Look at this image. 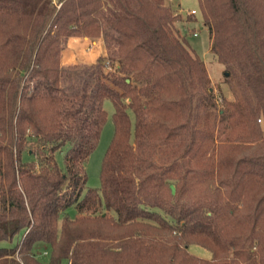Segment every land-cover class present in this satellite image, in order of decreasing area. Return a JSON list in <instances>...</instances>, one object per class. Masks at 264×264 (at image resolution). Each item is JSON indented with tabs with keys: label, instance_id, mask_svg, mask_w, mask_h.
Wrapping results in <instances>:
<instances>
[{
	"label": "trees",
	"instance_id": "1",
	"mask_svg": "<svg viewBox=\"0 0 264 264\" xmlns=\"http://www.w3.org/2000/svg\"><path fill=\"white\" fill-rule=\"evenodd\" d=\"M169 1L0 0V264H264V0H196L230 98Z\"/></svg>",
	"mask_w": 264,
	"mask_h": 264
},
{
	"label": "rangeland",
	"instance_id": "2",
	"mask_svg": "<svg viewBox=\"0 0 264 264\" xmlns=\"http://www.w3.org/2000/svg\"><path fill=\"white\" fill-rule=\"evenodd\" d=\"M170 2L169 0H167ZM172 5L176 8H179L182 14L188 13L190 9H195L197 20L193 22H179L177 23V27L179 28L180 34H187V40L189 44L193 47L195 52L199 55L201 59L204 60L209 77H210V86L216 94L218 91L225 94L227 97H231L229 89L227 85L223 82V65L216 59L215 55L209 50V37L208 31L203 25L199 13L197 12V1L196 0H171ZM194 31V33H191ZM88 38V37H87ZM79 43L76 46H71L67 49V43L62 50L61 54V64L63 66H70L73 64H84V63H92L96 60V52H103V55L106 54V49L104 47L103 41L101 37L89 38L83 40L80 36ZM65 52H68L70 55L71 63L64 64V55ZM66 55H68L66 53ZM110 66H106V70H110ZM112 70V69H111ZM103 108L106 111V120L102 127V130L99 135V139L97 145L93 149V151L89 154L86 162H85V171H86V187L97 188L99 186V170L101 159L104 154V151L108 145V142L111 138L113 125L111 114L113 112L112 102L105 98L103 100ZM58 161L62 164V159L58 156ZM66 213L72 217L75 215V208L73 206L69 207L66 210ZM0 245H9L8 242L2 241ZM189 251L203 258H208L210 253L208 250L191 244L189 246ZM35 255L41 261H47L48 255L44 252L42 247H37L35 249ZM61 264H67L66 260H62Z\"/></svg>",
	"mask_w": 264,
	"mask_h": 264
},
{
	"label": "crops",
	"instance_id": "3",
	"mask_svg": "<svg viewBox=\"0 0 264 264\" xmlns=\"http://www.w3.org/2000/svg\"><path fill=\"white\" fill-rule=\"evenodd\" d=\"M79 39H80V36H71V37H69L68 38V40H67V49L69 48V47H71V46H76V45H78V43L80 42L79 41ZM82 39L83 40H87V39H89V38H87V37H82ZM100 50H98L97 52H96V57H98L99 55H103V52H99ZM66 53L68 54V55H66ZM62 54V53H61ZM63 55V54H62ZM70 54L68 53V52H65V55H64V61L62 62V63H64V64H69V63H71V61L72 60H70V56H69Z\"/></svg>",
	"mask_w": 264,
	"mask_h": 264
},
{
	"label": "water",
	"instance_id": "4",
	"mask_svg": "<svg viewBox=\"0 0 264 264\" xmlns=\"http://www.w3.org/2000/svg\"><path fill=\"white\" fill-rule=\"evenodd\" d=\"M171 191L174 192V185L170 184Z\"/></svg>",
	"mask_w": 264,
	"mask_h": 264
},
{
	"label": "built area",
	"instance_id": "5",
	"mask_svg": "<svg viewBox=\"0 0 264 264\" xmlns=\"http://www.w3.org/2000/svg\"><path fill=\"white\" fill-rule=\"evenodd\" d=\"M195 12V9H190L189 11H188V13L190 14V13H194Z\"/></svg>",
	"mask_w": 264,
	"mask_h": 264
}]
</instances>
